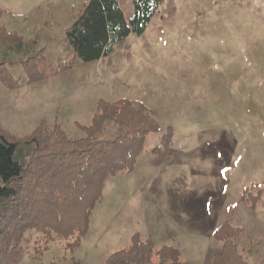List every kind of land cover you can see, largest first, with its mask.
Masks as SVG:
<instances>
[{"label":"rangeland","instance_id":"1","mask_svg":"<svg viewBox=\"0 0 264 264\" xmlns=\"http://www.w3.org/2000/svg\"><path fill=\"white\" fill-rule=\"evenodd\" d=\"M89 1L0 0V27L46 63L7 55L22 63L7 62L0 83V131L16 140L59 125L78 139L98 101L129 100L171 129L172 146L153 154L164 131L150 134L133 170L105 181L76 247L55 241L34 258L30 232L17 264H104L135 234L176 248L179 264H264V0H161L142 34L67 67L65 32ZM116 1L129 24L134 0ZM223 223L240 229L225 250Z\"/></svg>","mask_w":264,"mask_h":264},{"label":"trees","instance_id":"2","mask_svg":"<svg viewBox=\"0 0 264 264\" xmlns=\"http://www.w3.org/2000/svg\"><path fill=\"white\" fill-rule=\"evenodd\" d=\"M160 2L134 0L127 24L116 0H90L65 32L74 58L67 67L74 60H98L118 40L131 33L142 34ZM36 49V43H24L0 27V83L9 86L7 62L22 63L16 58L7 60V55L26 59L27 69H35L36 61L45 68L43 53ZM60 65L65 71L67 67ZM36 75L31 74L30 81ZM80 129L83 137L78 139L69 138L59 125L39 126L30 136L16 140L0 131V264L18 263L28 252L23 245L30 241L26 237L30 232L38 233L42 242L40 251L36 244L32 247L34 258L55 241L72 250L86 233L105 181L133 170L146 138L164 131L153 154L167 153L172 146L171 129L162 130L146 107L129 100L98 101L90 125ZM227 224L217 230L224 238V250L232 241L236 246L240 230L234 229L235 236L224 232ZM230 235L234 238L229 239ZM153 257L158 264H179L180 253L169 246L156 250L151 241L135 234L128 248L112 253L104 264H151Z\"/></svg>","mask_w":264,"mask_h":264},{"label":"crops","instance_id":"3","mask_svg":"<svg viewBox=\"0 0 264 264\" xmlns=\"http://www.w3.org/2000/svg\"><path fill=\"white\" fill-rule=\"evenodd\" d=\"M165 196H168V192L166 191V194H165ZM201 225H202V223H201ZM203 226V225H202ZM214 226V225H213ZM155 242V241H154ZM153 244H155V243H153ZM121 250V249H120Z\"/></svg>","mask_w":264,"mask_h":264}]
</instances>
